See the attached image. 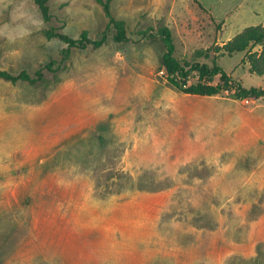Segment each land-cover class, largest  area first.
I'll return each mask as SVG.
<instances>
[{"label":"rangeland","instance_id":"rangeland-1","mask_svg":"<svg viewBox=\"0 0 264 264\" xmlns=\"http://www.w3.org/2000/svg\"><path fill=\"white\" fill-rule=\"evenodd\" d=\"M242 2L112 0L116 43L95 0H49V23L0 0V71L37 79H0V264H264V97L178 92L156 36L264 90L244 52L204 54L261 25ZM50 28L105 41L64 59Z\"/></svg>","mask_w":264,"mask_h":264},{"label":"trees","instance_id":"trees-1","mask_svg":"<svg viewBox=\"0 0 264 264\" xmlns=\"http://www.w3.org/2000/svg\"><path fill=\"white\" fill-rule=\"evenodd\" d=\"M49 0H34L37 8L39 9L44 22L49 23L51 15L47 5ZM104 10L107 18L106 29L112 27L115 31L113 40L116 43H122L127 40L125 24L122 21L114 19L110 11V2L112 0H95ZM200 7V6H199ZM156 36L161 40L164 46V53L161 57V68L165 74L167 84L186 95H194L201 97H213L220 93L233 92V96L242 99H259L264 97V90L262 89H244L228 76L220 67L213 61L212 65L187 63L179 61L174 57V44L172 34L169 28L162 27L157 29ZM45 37L48 39H58L66 45L64 51V59H67L69 50L71 48L85 49L88 46L93 48L100 47L105 37L100 40L92 41L88 39L85 33L80 35L79 39H73L65 34L57 32L55 28H50L45 31ZM258 47L259 50L252 52V49ZM204 54L213 51L218 57L225 55L231 56L235 53H245L244 61L248 64V72L251 75L263 76L264 75V27L261 25L250 26L244 28L233 38L228 40L222 46H214L205 50ZM202 55V52H199ZM38 79L42 78L41 72H36ZM191 77L196 78V82L189 84ZM215 78L218 83L213 84ZM0 79L15 84L19 81L34 83L37 79H32L26 72L22 71L17 75H12L6 71H0Z\"/></svg>","mask_w":264,"mask_h":264},{"label":"crops","instance_id":"crops-1","mask_svg":"<svg viewBox=\"0 0 264 264\" xmlns=\"http://www.w3.org/2000/svg\"><path fill=\"white\" fill-rule=\"evenodd\" d=\"M249 1L250 2H246L245 0H243V2L239 3L236 6V8L243 9V7L245 8L246 6V9H244L245 11H248V12L251 11V13H256L258 15H261V26L264 27V0H249ZM235 35H233V37Z\"/></svg>","mask_w":264,"mask_h":264},{"label":"built area","instance_id":"built-area-1","mask_svg":"<svg viewBox=\"0 0 264 264\" xmlns=\"http://www.w3.org/2000/svg\"><path fill=\"white\" fill-rule=\"evenodd\" d=\"M245 102H247V103H248V101H247V100H245Z\"/></svg>","mask_w":264,"mask_h":264}]
</instances>
